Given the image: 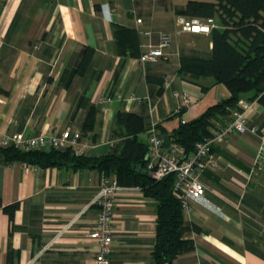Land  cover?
Returning <instances> with one entry per match:
<instances>
[{"label":"crops","instance_id":"crops-1","mask_svg":"<svg viewBox=\"0 0 264 264\" xmlns=\"http://www.w3.org/2000/svg\"><path fill=\"white\" fill-rule=\"evenodd\" d=\"M187 1L0 0V134L81 132L93 108V128L82 134L84 156H101L120 139L113 134L118 111L141 115L146 130L154 122L166 140L181 119L197 118L227 99L230 92L213 77L189 81L179 71L181 55L209 57L212 47L210 33L179 31L176 19ZM115 24L137 31L140 54L157 43L159 32H168L166 57L153 62L119 54ZM88 48L93 53L79 72ZM173 91L192 99L178 114ZM250 95L238 105L249 125L264 132V104L248 100ZM100 97L109 100L99 103ZM146 130L137 136L143 142ZM259 145V135L245 131L214 149L217 167L199 180L220 211L188 201L184 219L201 231L186 233L194 248L172 264H264V171L253 172ZM101 175L70 163L41 167L0 158V264H93L96 247L88 234L96 227L98 210L91 202ZM13 203L14 210L4 207ZM155 232L156 201L139 186L122 185L111 264H145Z\"/></svg>","mask_w":264,"mask_h":264},{"label":"trees","instance_id":"trees-1","mask_svg":"<svg viewBox=\"0 0 264 264\" xmlns=\"http://www.w3.org/2000/svg\"><path fill=\"white\" fill-rule=\"evenodd\" d=\"M180 14L190 17L212 18L210 33L212 42L209 57L181 55L179 71L192 81L200 76H210L222 83L230 92L227 99L210 106L201 116L181 123L164 140L177 143L190 153L194 144L210 136L211 121L221 116L229 118L233 109H241L238 101L251 94L248 100L264 104V0H188ZM114 37L119 54L127 52L139 56L138 34L133 28L115 24ZM93 49L84 53L79 72L84 71ZM205 90V87H202ZM94 109L90 108L83 120L81 133L92 130ZM117 128L113 134L119 141L101 156H75L66 150H19L14 147L0 148V155L7 161H21L48 167L72 164L75 168H96L105 175H114L120 185L139 186L144 195L156 201V232L151 258L145 264H172L181 253L194 248L187 232H200L196 224H188L183 215L181 201L174 195L173 174L153 179L145 171L146 144L137 136L146 130L143 117L134 112L118 111L115 115ZM16 204L4 206L14 210Z\"/></svg>","mask_w":264,"mask_h":264},{"label":"built area","instance_id":"built-area-1","mask_svg":"<svg viewBox=\"0 0 264 264\" xmlns=\"http://www.w3.org/2000/svg\"><path fill=\"white\" fill-rule=\"evenodd\" d=\"M177 25L182 32L209 33L214 26L212 18L190 17L179 14ZM140 22V19H137ZM144 34L149 35V31ZM171 37L168 32L161 31L156 44H147L146 52L140 54V61L157 62L166 57V48L170 45ZM173 95L180 101L175 113L181 112L182 107L190 104V95L183 91H173ZM115 97L122 100V93H116ZM132 96H129V98ZM133 98V97H132ZM109 100L108 97H100L98 102ZM186 120L181 119V123ZM249 131L258 134L260 145L254 159V171H264V132H259L255 125H249L244 109H233L229 118L224 121L221 116L212 119L210 136L197 141L190 153L177 143L165 144L157 126L153 122L146 130V155L145 171L153 179H162L173 174L174 181L172 190L174 195L181 201L183 209L188 208L189 200L199 201L216 211L218 207H211L205 198V186L200 182L199 176L203 171L215 169L217 160L214 149L228 136ZM14 147L19 150H66L69 149L75 156L85 155L88 145L82 142V133L71 132L64 129L58 133L38 134L26 136L22 132L13 135L0 134V148ZM122 189L114 175L100 177L99 187L91 204L98 210L96 227L88 234V238L95 242L96 253L93 264H111V252L113 242V224L116 206V195ZM212 208V209H213Z\"/></svg>","mask_w":264,"mask_h":264},{"label":"water","instance_id":"water-1","mask_svg":"<svg viewBox=\"0 0 264 264\" xmlns=\"http://www.w3.org/2000/svg\"><path fill=\"white\" fill-rule=\"evenodd\" d=\"M0 158H2V156L0 155Z\"/></svg>","mask_w":264,"mask_h":264}]
</instances>
